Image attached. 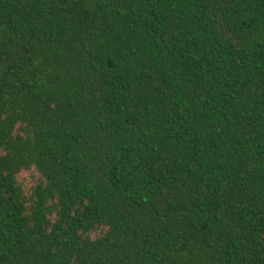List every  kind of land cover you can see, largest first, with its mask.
Instances as JSON below:
<instances>
[{
    "label": "trees",
    "instance_id": "obj_1",
    "mask_svg": "<svg viewBox=\"0 0 264 264\" xmlns=\"http://www.w3.org/2000/svg\"><path fill=\"white\" fill-rule=\"evenodd\" d=\"M0 264H264V0H0Z\"/></svg>",
    "mask_w": 264,
    "mask_h": 264
},
{
    "label": "rangeland",
    "instance_id": "obj_2",
    "mask_svg": "<svg viewBox=\"0 0 264 264\" xmlns=\"http://www.w3.org/2000/svg\"><path fill=\"white\" fill-rule=\"evenodd\" d=\"M20 180H21V182L23 183V185H24L25 187H28V186L31 185L30 176H29L27 173H23V174H21V176H20Z\"/></svg>",
    "mask_w": 264,
    "mask_h": 264
}]
</instances>
